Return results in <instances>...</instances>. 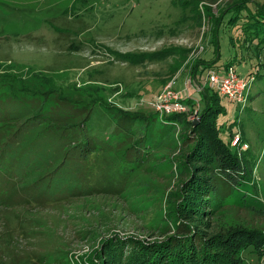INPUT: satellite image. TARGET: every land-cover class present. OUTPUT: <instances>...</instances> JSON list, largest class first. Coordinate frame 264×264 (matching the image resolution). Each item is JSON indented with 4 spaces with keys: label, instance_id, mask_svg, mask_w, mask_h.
Masks as SVG:
<instances>
[{
    "label": "rangeland",
    "instance_id": "374dc122",
    "mask_svg": "<svg viewBox=\"0 0 264 264\" xmlns=\"http://www.w3.org/2000/svg\"><path fill=\"white\" fill-rule=\"evenodd\" d=\"M242 1L0 0V80L10 85L3 77L12 75L16 91L27 85L32 91L26 92L30 94L25 101L34 107L41 98L32 96L33 91L44 93L45 109L54 113L67 108L55 106L57 100L68 98L69 106L79 110V119L94 102L111 104L123 114L160 115L159 97L170 84L188 108L192 106L186 99H192V112L198 113L206 107L201 91L207 89L222 110L215 115L221 138L231 141L241 162V168L230 173L214 165L211 174L227 188L221 195L229 197L209 217L208 234L240 229L264 234V48L246 42L240 25L231 28L230 16L221 24L217 40L215 33L223 13ZM246 1L254 8L264 4ZM172 48L177 49L173 56L164 59L167 54H157L139 64L124 56ZM201 61L220 68L205 69L198 66ZM227 61H234L229 68ZM209 73L222 80L234 73L240 82L233 83L235 77L220 79L222 86H213ZM12 97L0 96V116L33 114L31 107ZM92 113L99 142L111 148L91 153L82 184L73 179L48 189L24 190L46 174L49 156L61 141L40 126L14 147L21 151L38 139L31 150L40 154L44 168L23 173L18 166L9 176L23 174L13 185L6 182L8 176L0 175V263L87 264L86 258L107 237L157 241L168 232L167 226L171 228L189 175L183 162L194 146L190 122L198 124L199 118L183 114L180 125L156 138V147L132 166L122 158L130 144L114 149L110 144L115 114L105 116L98 108ZM244 256L248 264H264V255L252 249Z\"/></svg>",
    "mask_w": 264,
    "mask_h": 264
},
{
    "label": "trees",
    "instance_id": "16d2710c",
    "mask_svg": "<svg viewBox=\"0 0 264 264\" xmlns=\"http://www.w3.org/2000/svg\"><path fill=\"white\" fill-rule=\"evenodd\" d=\"M227 16H230L231 28L241 26L243 39L245 38L246 42H256L259 49L264 48V4L261 6L257 4V8H254L249 1L245 0L228 8L218 21V28L215 32L216 40L219 28ZM176 51V48H172L145 56H124L133 59L131 63L139 64L144 63L143 60L152 61L157 54L160 56L167 54L163 58H168ZM183 52L188 54L190 50H183ZM233 62L227 61L225 66L229 68ZM202 65H205V69L220 68L215 62L206 64L201 61L198 66ZM199 74L201 73L199 72L195 79ZM12 78V75L3 77L4 81H8L10 85L3 84L0 80V91H3L0 96L12 95V99H17L25 107H31L29 109L34 112L24 118L14 114L0 116V175L8 176L6 182L10 184L15 183L16 180L18 184V178L32 167L44 168L40 166V154L31 150L36 143L34 141H39L38 139L30 140L32 142L29 141L30 143L26 144L21 151L17 150L18 146L14 148L20 144L30 129L42 126L43 131L58 135L61 141L49 156L47 167L49 170L43 171L46 174L30 186L24 187V190L28 188L29 192L40 190L42 187L48 189L58 181L68 184L70 180L76 179L75 184L78 185V182L85 180L84 168L88 164L91 153L102 150L104 147V149H109L110 146H103L99 142L93 109H100L105 116L108 114L113 117L115 114L116 122L109 126L113 136L110 144L114 149L117 145L122 146L123 143H129L130 146L125 148L122 158L132 166L139 162L140 157H144L143 154L147 153L148 149L156 147V138L162 139V136L173 131L175 126L180 125L181 120L184 119L183 115L175 114L171 116L155 114L150 117L146 114L141 116L123 114L121 109L111 104L96 102L88 107L89 113L79 119V110L70 107L72 102L65 97L59 98L57 102L60 103L55 104V106H67L64 109H71L65 113H59L64 109L58 112V108L56 113L51 108L45 109L42 96L44 93L40 91H33L32 96L41 98L42 105L38 104V107L30 105L25 99L28 98L26 94H30L26 92L32 90L23 84L19 88L25 87L16 91ZM207 91V89L201 91L206 97V107L197 114L199 123L190 122V131L194 135V146L183 162L186 169L188 168L189 175L181 191L175 219L170 222L171 228L167 226L168 232L165 231L163 238L157 241L142 240L133 236L107 237L102 240L98 249L93 250V256L86 258L87 264H248L244 256L246 251L252 249L255 254L264 255V252L262 254L260 252L264 248V234L261 232L240 229L228 234L221 232L208 234L209 217L220 207L221 201L229 197L221 195L227 188L221 182L222 180H217L216 176L211 174L214 165H219V169L229 172L240 169L241 162L237 153L232 152L231 141L226 143L221 138L215 115L222 110L213 104L216 100L212 92L210 95ZM186 101L192 106L191 111H194L195 106L192 99L188 98ZM158 118L159 127L155 129ZM140 131L145 132L135 139L141 133ZM153 134L156 136L154 137ZM185 139L190 141V136ZM18 166L24 169H21L23 173L16 171L14 178L9 176ZM2 189L0 187V191ZM33 199L35 198L28 200L33 201Z\"/></svg>",
    "mask_w": 264,
    "mask_h": 264
},
{
    "label": "built area",
    "instance_id": "2783aa9c",
    "mask_svg": "<svg viewBox=\"0 0 264 264\" xmlns=\"http://www.w3.org/2000/svg\"><path fill=\"white\" fill-rule=\"evenodd\" d=\"M228 77H229V75L222 80L215 73H209V82L212 83L213 86L219 85L220 87L223 84L221 82V80L222 81H224V80L227 81V80H230V79H234V77H235L237 79V81H234L233 83L240 82L239 78L236 77L234 73L231 74L230 78H228ZM243 83H245V82H243ZM219 90L222 93L221 88ZM235 95H237V93ZM224 96H229L230 99H232L234 95L232 96L230 94H226ZM159 99H160L159 100L160 101V105H159L158 109L160 111V116H169V115H173V114H175V115H183V114H186V113H191V115L197 117L198 113H193L191 111V108H188L185 105V103L183 102V100L180 99L179 94L176 93V92H173L172 84H170V85H168L167 87L164 88L163 93L159 97Z\"/></svg>",
    "mask_w": 264,
    "mask_h": 264
}]
</instances>
